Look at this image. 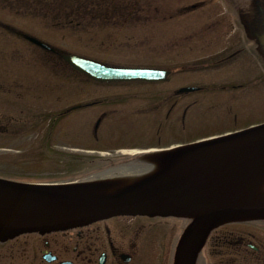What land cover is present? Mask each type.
Segmentation results:
<instances>
[{"label":"flooded vegetation","instance_id":"flooded-vegetation-1","mask_svg":"<svg viewBox=\"0 0 264 264\" xmlns=\"http://www.w3.org/2000/svg\"><path fill=\"white\" fill-rule=\"evenodd\" d=\"M0 11L8 12L0 18V42L5 40L9 33V37L27 45L29 42L18 34L20 31L52 42V37L63 40L67 36L73 37L69 34L70 30H76L80 26L110 27L109 24H112L118 27V20L110 18L117 11V5L109 0H0ZM241 16L244 18L236 19L242 23L240 28H236L234 20L228 25V42L231 47L229 53L219 56L215 52L214 60L205 63L206 66L215 67V70L216 66L224 62L239 64L235 68L241 82L233 83L237 80L227 77L223 80L224 84L218 83L215 78V86L202 82L180 84L176 82V74L186 75L190 72L182 65L165 68L170 71L165 82L133 83L136 86H151V90L144 92L140 88L132 91L120 87L105 96L88 98L85 102L78 103L79 107L74 110L87 117L82 115L85 121L79 124L83 129L78 131L76 137L90 142L81 145L82 148L79 147L76 151L83 157H88V165L95 169L116 165L117 159H122L116 156L120 152L123 153L124 148L148 150L183 143L187 140V130L192 129L188 124L198 127L194 121L199 115L202 102L200 92L214 90L218 85L224 87L230 83H233L234 87L245 88L248 83L242 75L243 62L245 61L246 66L249 63L247 54L253 47L252 41H256L255 48L260 56L258 58L260 63H263V53L256 36L264 35V8L260 4L253 9L249 7ZM35 25L40 26L39 30L43 33L34 28ZM241 28H244L245 36L249 39L245 40L242 35L240 39L236 38ZM14 52L25 55V51ZM40 54L45 58H59L57 51L48 49H41ZM2 57L3 51L0 48V58ZM185 86H196L199 89L181 92L180 89ZM6 89V84L0 82V90ZM88 94L86 90L85 96ZM24 111V108H20V112ZM4 113L5 111H0V118H5ZM149 115L153 118L151 124L145 122L140 127V119ZM7 128L6 126L4 131H7ZM129 132H134L135 141L122 142L125 137L132 136ZM170 219L173 218L114 217L85 227L47 234L29 233L0 240V264H151L155 262L152 256L159 245L161 250L157 251L155 256L159 257L157 263L168 264L165 250H168L171 243V234L169 233L160 244L161 235L158 232L149 235V232L151 228H171ZM210 240L212 251L217 257L215 264H264V232L250 227L240 231L223 226L215 230Z\"/></svg>","mask_w":264,"mask_h":264},{"label":"rangeland","instance_id":"rangeland-1","mask_svg":"<svg viewBox=\"0 0 264 264\" xmlns=\"http://www.w3.org/2000/svg\"><path fill=\"white\" fill-rule=\"evenodd\" d=\"M112 1L119 5V9H123L122 12L113 17L118 20L116 23L118 27H101L102 33L94 34L97 36V42L88 36L90 34L86 36V33L96 32L99 29V27L95 28L94 26H80L78 29L85 33L78 35L79 38H68L67 36L63 40L52 37L50 41L68 50L90 54L102 62L118 65L181 66L185 63L186 67L191 68V70L186 75L176 74V82L180 84L202 82L215 86V78L219 83L227 77H233L241 82L235 68L239 64L234 62H226L216 66V70L215 67L205 70H192L196 64H201L205 60L212 61L215 52L221 53L225 50L226 53L228 52V32L230 30L228 24L230 23L229 19L232 18V10L230 9H233V3H235L232 0ZM200 1H204L205 4L190 15L183 13L176 15V10L180 6ZM5 12L0 11V18H3ZM169 15H175L172 18V23L167 22ZM12 18L15 17L12 16ZM14 23L19 24L18 22ZM21 24L23 23L21 22ZM204 24H216V28L215 26L202 27L201 25ZM34 28L42 32L39 30L40 26L35 25ZM198 28H201V31ZM204 28L207 30H202ZM81 37L85 39H81ZM236 38L239 39L238 34ZM36 55L26 53L22 57L15 55L11 56V59L0 60V80L13 79L23 83L18 87L16 85L7 86V92L0 91V110H6L9 115L17 119L20 108H24L27 115L30 113V116L42 118V122L33 120L27 123V127H21L14 120L9 123L7 120L3 121L8 123L10 132L0 135V176L29 181H65L72 178L73 175H80L85 169V166H81V164L77 167L73 166L67 159L57 155L67 154V148L73 142L71 132L75 129L74 124L78 123L76 121H85L82 118L84 114H77L73 118L65 120L64 117L59 118L55 125L51 122L52 116L48 117L47 114L53 113L55 115L73 102L105 96L110 92H115L120 87L84 84L85 87L81 90L83 84L66 76L63 66L57 67L59 70L57 68L52 70L43 59L36 57ZM250 59L251 70L248 71L244 61L242 75L245 76L250 73L249 79L254 80L255 77L253 76H256L258 69L252 57ZM255 83L252 86L249 85L248 88L250 89L246 91L218 89L202 94V102L199 107L200 116L195 117L196 120L194 121L198 127H191L193 124L189 123L188 127L192 129L187 130V137L189 139L203 138L215 135L220 130L239 128L263 121L264 80L259 83L255 81ZM19 87L22 95H16L19 92ZM150 87L133 86L125 89L133 91L141 88L145 92V90H151ZM86 90L89 93L87 97H85ZM227 115H229V121L225 125L215 122V124H208V121L219 119L217 116L224 118ZM235 116L237 118L233 122ZM152 120L150 115L141 118L140 127L145 122L150 125ZM133 133L129 132L132 136L125 137L122 142L133 143L135 141ZM77 142L81 143L84 140L79 139ZM73 145L77 144L73 142ZM246 226L230 224L224 227L243 231L247 229ZM151 229L149 235L158 232L154 228ZM159 233L163 234L164 231L161 230ZM160 250L159 245L152 256V259L155 260L152 263L158 264L159 257L155 258V256L156 252ZM208 250H210L206 254L208 263L215 264L217 260L215 252L211 250V247ZM149 256L151 257L150 251Z\"/></svg>","mask_w":264,"mask_h":264},{"label":"water","instance_id":"water-1","mask_svg":"<svg viewBox=\"0 0 264 264\" xmlns=\"http://www.w3.org/2000/svg\"><path fill=\"white\" fill-rule=\"evenodd\" d=\"M63 59L100 82L150 81L164 75L151 69L109 67L71 54ZM154 156L156 167L134 180L52 184L0 177V239L65 230L117 215L186 216L192 222L176 264H194L215 227L264 219V122Z\"/></svg>","mask_w":264,"mask_h":264},{"label":"bare ground","instance_id":"bare-ground-1","mask_svg":"<svg viewBox=\"0 0 264 264\" xmlns=\"http://www.w3.org/2000/svg\"><path fill=\"white\" fill-rule=\"evenodd\" d=\"M144 173V168L143 166H139L138 168H129V167H122V168H115V169H110V170H107L99 175H97L96 178H103V177H108L110 179H118L120 180L119 177H122V178H128L130 176H141V174ZM96 178H93V179H96ZM107 179V178H106ZM263 187V191H264V185L262 184L261 185Z\"/></svg>","mask_w":264,"mask_h":264}]
</instances>
